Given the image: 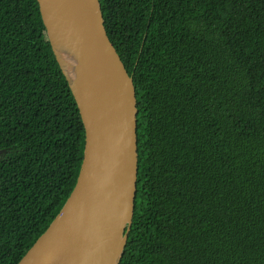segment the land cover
<instances>
[{
    "label": "trees",
    "instance_id": "obj_1",
    "mask_svg": "<svg viewBox=\"0 0 264 264\" xmlns=\"http://www.w3.org/2000/svg\"><path fill=\"white\" fill-rule=\"evenodd\" d=\"M101 3L139 110L120 264H264V0ZM84 148L38 0H0V264L59 214Z\"/></svg>",
    "mask_w": 264,
    "mask_h": 264
},
{
    "label": "water",
    "instance_id": "obj_2",
    "mask_svg": "<svg viewBox=\"0 0 264 264\" xmlns=\"http://www.w3.org/2000/svg\"><path fill=\"white\" fill-rule=\"evenodd\" d=\"M38 2L81 114L85 148L65 205L18 264H120L139 171L134 79L108 35L101 0Z\"/></svg>",
    "mask_w": 264,
    "mask_h": 264
}]
</instances>
